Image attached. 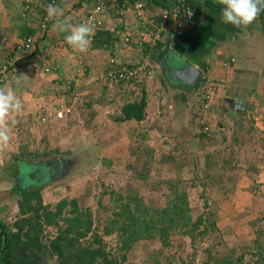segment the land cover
<instances>
[{"label": "rangeland", "instance_id": "1", "mask_svg": "<svg viewBox=\"0 0 264 264\" xmlns=\"http://www.w3.org/2000/svg\"><path fill=\"white\" fill-rule=\"evenodd\" d=\"M14 54L15 57L9 56L6 62L18 57L17 49ZM12 71L0 82L7 79ZM152 71L151 77H154V69ZM143 77L146 79L145 75L130 84H115L113 88L100 86L99 93H106L104 103L99 104L100 112L92 117L90 114L83 116L80 111V115L69 117L66 125L59 122L51 131L41 124L30 127L28 114L24 113L22 117L18 100L12 96L15 106L12 107L14 114H11V118L18 121L17 135L14 132L6 133L7 140H4L11 143V147L7 148L10 150L8 154L14 151L9 155L12 161L34 160L38 164L45 160L54 166L53 162L76 159L75 165L64 176L45 178V181L39 178V181L43 180L39 184L41 195L51 206L57 205L62 199H77L81 208L91 210L94 223L101 229L118 205V198L126 199L136 192L147 206L162 209L168 205L169 196L173 195L171 185L177 183L179 189L188 194L194 219L206 204L218 209L217 225L223 232V242L218 250L222 256L231 253L235 244H250L258 234L264 232V134L255 124L247 134L250 124L244 130L241 124H237V115L235 119L225 122V114L226 120L228 114L221 113V108L214 114L213 103L217 93L208 110L199 113V108L196 109L197 115L191 118V123L188 122L184 131L146 119L142 123L118 122L115 118L122 115L123 104L139 100L143 91L146 94V80L142 81ZM10 84L15 83L11 80ZM45 87L46 90L53 89L48 84ZM55 90L59 91L57 87ZM65 92L60 91L62 94ZM260 100L258 113L261 115L264 99ZM54 111L48 110L50 114ZM203 125H209L210 136L201 137ZM249 137L251 139L247 140ZM56 150L59 153H55ZM226 158L233 161H223ZM33 174L36 175V172ZM207 174L210 179L201 182L194 177H205ZM1 196L0 200L5 201L4 195ZM49 232L55 231L50 229ZM105 241L110 249L115 248L114 237H105ZM201 241L213 243V236ZM182 243L189 253L192 252L190 239L172 234L171 246L165 248L161 260L167 262L170 256L177 257L181 253L179 245ZM161 250L159 240L142 242L130 252L128 263L144 264L148 259L153 261L151 255ZM13 255L14 260L5 255L0 258V262L4 259L10 263L16 259L25 261L27 255L31 261L35 253L22 245L15 246ZM35 256L40 258L36 264H56L53 260H46L37 254ZM203 256L200 251L195 264H201ZM31 263L35 264L34 261Z\"/></svg>", "mask_w": 264, "mask_h": 264}, {"label": "crops", "instance_id": "2", "mask_svg": "<svg viewBox=\"0 0 264 264\" xmlns=\"http://www.w3.org/2000/svg\"><path fill=\"white\" fill-rule=\"evenodd\" d=\"M89 1L60 0L49 39L42 42V45L49 46V51L40 56V49L36 55L20 60L16 63L13 73L0 82V199L2 194L6 198L5 201L0 200V221L11 227L20 216L19 201L24 190L37 189L45 178L55 177L59 166L58 162H53L54 167L45 160L38 164L34 160L12 161L9 155L14 151L8 154L10 150L7 148L11 147V143L4 142L7 140L6 133L14 132L17 135L18 121L11 118V114H14L12 107L15 106L12 96L18 100V110L22 117L24 113L28 114L30 127L41 124L51 131L59 122L66 125L69 117L80 115V111L81 115L90 114L93 117L100 112L99 104L104 103L106 95L105 92L99 93L100 86L106 89L113 88L115 84L122 85L117 82L103 84L100 81L101 73L108 67L111 59L128 65L150 63L149 66L154 69V77L146 75V79H142L146 80L148 121L162 122L167 127L184 131L188 122L191 123V118L197 115L196 109L201 98V89H197L200 77L198 82L193 84L188 78H182L174 72L172 74L171 71L176 66L168 61L167 53L173 51L201 72H209L218 84L217 96L213 103L214 114L221 108V113L228 114L227 120L225 114V122L235 119L237 115V124H241L244 130L247 129V124H250L247 134L254 124L260 128L261 134H264V107H261L263 113H258L260 99H264V0H197L196 26L183 37L171 39L170 43L168 41L159 44L151 54L136 47H128L117 38L118 41L106 49H93L92 42L97 34L91 36L88 31L83 34L86 10L95 2ZM22 6L23 0H0V64L5 63L9 56L15 55L16 46L25 38ZM106 21L104 30H123V25L112 20L110 16H106ZM127 21L131 24L133 18L128 16ZM82 34L85 41L82 46L64 42L69 36ZM225 63L229 65L226 66ZM54 67L57 69L49 74L46 72L48 68ZM84 69L85 75L79 77L80 71ZM11 80L15 84L8 85ZM47 84L53 88L51 91L46 90ZM54 86L59 91H56ZM60 91L66 92L62 94ZM84 94L86 96L83 99ZM231 100L242 102L238 109H241L240 111H237ZM48 110L55 111L50 114ZM59 110L66 113L63 117H66L65 120L56 118L55 113ZM43 118H46V121H43ZM250 139L251 137L247 140ZM58 151L55 153H59ZM64 173L65 171H62V176ZM39 178L43 180L39 181ZM42 199L43 204L48 205L43 196ZM46 228V234L53 229ZM22 245L40 256L24 243L15 246ZM15 246L11 253H6L7 257H12L11 260L15 259ZM35 255L31 261L36 264L40 258ZM5 261L2 260L0 264H32L28 255L26 262L17 259L14 263Z\"/></svg>", "mask_w": 264, "mask_h": 264}, {"label": "trees", "instance_id": "3", "mask_svg": "<svg viewBox=\"0 0 264 264\" xmlns=\"http://www.w3.org/2000/svg\"><path fill=\"white\" fill-rule=\"evenodd\" d=\"M51 1L41 0L43 4ZM55 1L59 5L60 0ZM148 1L156 6L168 4V0ZM24 5L25 0L22 17L25 30L23 37L26 39L40 33L37 22L40 21L43 10L25 12ZM194 7L196 9V5ZM196 13L198 15L197 10ZM54 22L55 20L49 25L52 26ZM49 35H44V38L38 41L32 56L41 51L40 49L41 54L47 53V49L50 48L48 45H42V42L48 41ZM71 37L73 36L66 39ZM117 41L113 32L101 30L94 37L92 48L106 49ZM22 59L26 58L18 59L10 69L14 71L13 67ZM203 85V79L200 78L197 89H201ZM146 107V94L143 91L139 100L123 104L122 115L115 120L121 123L132 121L142 123L146 119ZM199 107L200 105L197 109ZM205 135L202 132L201 137ZM223 161L232 162L233 159L226 158ZM194 177L200 182L203 179H210L209 174L205 177L199 175ZM171 186L173 195L169 196L168 205L162 209L147 206L136 192H132L126 199L118 198V205L113 209L103 229L94 223L91 210L81 208L77 199H62L55 206L44 205L41 187L24 190L19 201L18 220L12 227L0 221V258L2 259L6 253H11L16 244L24 243L40 256L53 260L56 264H129V254L136 245L159 240L162 250L159 253L154 252L151 255L153 261L148 259L144 264H195L200 251L204 254L201 264H264V232L258 234L250 244H235L231 253L222 256L218 250L223 242V232L217 225L218 209L208 207L206 204L204 210L194 219L187 192L180 190L177 183ZM46 227H53L55 232L46 234ZM172 234L190 239L192 252L189 253L186 245L182 243L179 245L181 253L177 257L170 256L167 262H163L161 259L164 257L165 248L171 246ZM211 236L213 243L201 241ZM105 237H114L115 248L110 249ZM247 259L249 260L246 261Z\"/></svg>", "mask_w": 264, "mask_h": 264}, {"label": "built area", "instance_id": "4", "mask_svg": "<svg viewBox=\"0 0 264 264\" xmlns=\"http://www.w3.org/2000/svg\"><path fill=\"white\" fill-rule=\"evenodd\" d=\"M197 0H168L166 6H156L148 0H95L86 10V16L83 21L84 35L88 31L91 36L98 34L99 31L106 29V16L112 20L118 21L123 25V30L117 28L107 29L115 34V38L123 41L128 47H136L142 51H148L150 54L159 44H165L171 39L183 37L197 23V13L194 7ZM57 3L52 0L50 3H42L41 0H25L24 11L40 12L42 17L39 21L40 33L36 36H29L22 40L17 46L18 57L12 58L6 63L0 65V79L11 71V66L18 59L29 58L35 52L38 41L44 38V35L50 33L52 22L56 17ZM24 17L26 14L23 15ZM131 16L133 21L128 23L127 18ZM123 23V24H122ZM264 24V10H263ZM75 35L64 42L67 44H78L82 46L84 36ZM49 49H47V52ZM12 57H15L12 56ZM226 64V63H225ZM229 64L227 63L226 66ZM57 67L48 68L46 72L56 70ZM86 70L80 71L79 77L85 75ZM153 73L148 63L122 64L116 60H110L108 67L101 73L100 81L103 84L113 82L121 84H130L140 77ZM203 79V93L200 98L199 113L208 110L212 98L217 93L218 84L207 71L201 72ZM57 118L62 119L66 114L64 111H57ZM46 121V118H43ZM202 132L206 136L211 135L209 125L202 126Z\"/></svg>", "mask_w": 264, "mask_h": 264}, {"label": "water", "instance_id": "5", "mask_svg": "<svg viewBox=\"0 0 264 264\" xmlns=\"http://www.w3.org/2000/svg\"><path fill=\"white\" fill-rule=\"evenodd\" d=\"M163 1L166 2V0ZM167 59L170 63H173V65L176 66L171 71L172 74L174 72V74L181 76L182 78H188L193 84L198 82L201 71L195 65H193L183 57L176 55L173 51H169L167 53ZM233 103L234 105H236L237 110L242 105V102L240 101H234Z\"/></svg>", "mask_w": 264, "mask_h": 264}, {"label": "flooded vegetation", "instance_id": "6", "mask_svg": "<svg viewBox=\"0 0 264 264\" xmlns=\"http://www.w3.org/2000/svg\"><path fill=\"white\" fill-rule=\"evenodd\" d=\"M75 161H76V159H74V160H62V161H58L59 162V166H58V168H57V172H56V177L57 176H60V175H62L61 173H62V171H65V173H66V171L68 170V169H70L71 168V166H73V165H75ZM64 173V174H65Z\"/></svg>", "mask_w": 264, "mask_h": 264}]
</instances>
